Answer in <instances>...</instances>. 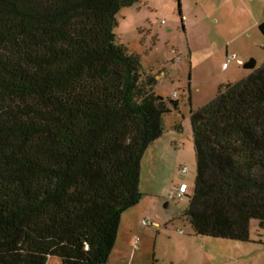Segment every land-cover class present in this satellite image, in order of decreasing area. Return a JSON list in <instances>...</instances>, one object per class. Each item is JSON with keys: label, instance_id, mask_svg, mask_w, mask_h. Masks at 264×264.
<instances>
[{"label": "trees", "instance_id": "obj_1", "mask_svg": "<svg viewBox=\"0 0 264 264\" xmlns=\"http://www.w3.org/2000/svg\"><path fill=\"white\" fill-rule=\"evenodd\" d=\"M139 2L0 0V264H108L179 106L116 42L117 14ZM190 122L193 235L248 243L251 221L264 229V65Z\"/></svg>", "mask_w": 264, "mask_h": 264}, {"label": "rangeland", "instance_id": "obj_2", "mask_svg": "<svg viewBox=\"0 0 264 264\" xmlns=\"http://www.w3.org/2000/svg\"><path fill=\"white\" fill-rule=\"evenodd\" d=\"M179 3L180 10L177 0H140L116 16L117 44L139 54L144 78L159 74L152 68L165 66L167 75L155 92L167 104L176 91L179 106L163 117L162 136L143 155L142 199L127 212L112 257L128 252L119 264H264V244L259 243H264V229L257 221L250 222V242L242 243L195 236L184 216L197 169L190 113L213 102L224 85L240 83L264 65V38L259 31L264 0ZM172 49L186 55L176 65L178 71L167 63ZM228 56L233 59L226 63ZM250 61H255L254 69H245ZM180 182L189 192L182 200L176 198ZM135 238L140 241L133 252ZM51 260L62 264L57 258Z\"/></svg>", "mask_w": 264, "mask_h": 264}, {"label": "crops", "instance_id": "obj_3", "mask_svg": "<svg viewBox=\"0 0 264 264\" xmlns=\"http://www.w3.org/2000/svg\"><path fill=\"white\" fill-rule=\"evenodd\" d=\"M127 49L129 50L130 53H132V54H136V55H139L137 52L133 51L132 49H130V48H128V47H127ZM178 52H179L181 55H183L184 58H186V55H184V50H182V51L179 50ZM169 58H170V55H169ZM169 58H168V62H167V63L169 64V67H170L171 69H174V70L178 71L179 68L176 67V65H175V66L172 65V64L170 63V59H169ZM223 67H224V66H223ZM152 69H154L153 71H157V70L160 71L159 74H158V73H157V74H152V75L155 77V79H156L157 82H159V81L162 79V77H165V76L167 75L166 70H165V69H166L165 66H159L157 69H155V68H152ZM151 73H153L152 70H149L148 74H151ZM179 179H180V180H183V179H184V176H183V175H180V176H179ZM188 194H189V192H187V195H188ZM127 212H129V210H128ZM127 212H125V213L122 215L120 228L123 226V224H124V222H125V216H126ZM127 223H128V222L126 221V224H127ZM119 234H120V231H119V233H118V238H117V241H116L115 247H114V249H113V251H112V253H111V255H110V259H109L108 264H119L120 261H121V259H124L125 257L129 256L128 252L125 253V251H122V254L120 255L119 258L113 259V257H112L113 254H114L115 248H116V246H117V242H118V240H119V236H120ZM133 244H134V241H133ZM130 247H131V246H128V247H127V250H128ZM132 248H133V245H132L131 249H132ZM130 257H131V255H130ZM51 259H52V258H50V259L48 260L47 264H57V263H54L55 261H53V260H51Z\"/></svg>", "mask_w": 264, "mask_h": 264}, {"label": "built area", "instance_id": "obj_4", "mask_svg": "<svg viewBox=\"0 0 264 264\" xmlns=\"http://www.w3.org/2000/svg\"><path fill=\"white\" fill-rule=\"evenodd\" d=\"M232 59L233 57L228 56L226 59V63L230 62ZM181 62H182V55L176 49H172L170 52V63L172 65H179ZM224 67H226V64H224ZM176 98H177V92L174 91L173 99L176 100ZM183 173H185V171H183ZM187 192H188V186L184 182H180L176 190V198L182 200L187 195ZM142 225L149 226L151 224L142 221ZM180 232L183 233L182 231ZM139 241H140L139 238H135L133 244V252L138 250Z\"/></svg>", "mask_w": 264, "mask_h": 264}, {"label": "water", "instance_id": "obj_5", "mask_svg": "<svg viewBox=\"0 0 264 264\" xmlns=\"http://www.w3.org/2000/svg\"><path fill=\"white\" fill-rule=\"evenodd\" d=\"M255 61H250V62H248V63H246L245 65H244V68L245 69H254V67H255Z\"/></svg>", "mask_w": 264, "mask_h": 264}]
</instances>
